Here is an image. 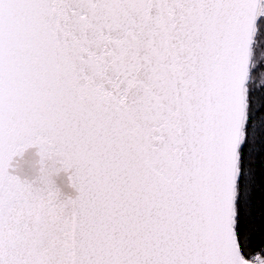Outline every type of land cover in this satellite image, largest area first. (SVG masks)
<instances>
[{"label": "snow or ice", "instance_id": "1", "mask_svg": "<svg viewBox=\"0 0 264 264\" xmlns=\"http://www.w3.org/2000/svg\"><path fill=\"white\" fill-rule=\"evenodd\" d=\"M0 264H264V0H0Z\"/></svg>", "mask_w": 264, "mask_h": 264}]
</instances>
